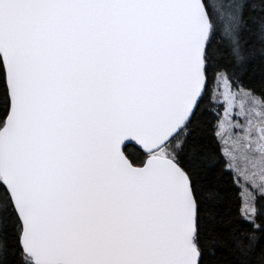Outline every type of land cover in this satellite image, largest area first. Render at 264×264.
<instances>
[{
  "label": "snow or ice",
  "instance_id": "6c2138e0",
  "mask_svg": "<svg viewBox=\"0 0 264 264\" xmlns=\"http://www.w3.org/2000/svg\"><path fill=\"white\" fill-rule=\"evenodd\" d=\"M0 264H264V0H0Z\"/></svg>",
  "mask_w": 264,
  "mask_h": 264
}]
</instances>
